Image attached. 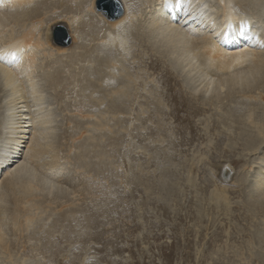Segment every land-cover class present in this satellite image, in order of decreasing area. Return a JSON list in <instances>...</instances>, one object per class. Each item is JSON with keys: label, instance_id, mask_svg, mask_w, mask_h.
<instances>
[{"label": "bare ground", "instance_id": "bare-ground-1", "mask_svg": "<svg viewBox=\"0 0 264 264\" xmlns=\"http://www.w3.org/2000/svg\"><path fill=\"white\" fill-rule=\"evenodd\" d=\"M96 1L0 0V264H43L54 233L84 241L73 226L92 229L94 240L98 217L112 211L114 128L154 124L147 134L165 141L164 104L176 138L186 125L192 139L189 117L210 114L201 124H212L216 147L226 142L211 160L214 181L201 187L187 176L196 199L189 220L202 240L215 223L233 232L212 235L194 264H264V0H118V17ZM60 22L70 46L50 42ZM246 28L249 42L236 41ZM155 72L165 91L152 98ZM236 219L250 223L248 233ZM59 253L48 264H64Z\"/></svg>", "mask_w": 264, "mask_h": 264}, {"label": "rangeland", "instance_id": "rangeland-1", "mask_svg": "<svg viewBox=\"0 0 264 264\" xmlns=\"http://www.w3.org/2000/svg\"><path fill=\"white\" fill-rule=\"evenodd\" d=\"M50 42L57 47H62L63 44L71 45L70 33L65 23L60 22L53 27ZM134 72L137 73L136 70ZM156 72L159 73V71ZM156 72L154 75L156 80L152 79L157 82ZM149 73V75H152V71H149ZM154 81L149 82V87H152V90H157H150L149 93L151 94L149 95L152 98L155 94H159V91L160 93L165 91L161 82L156 84ZM170 83L172 87L175 86L174 81ZM175 88L178 89L177 86ZM49 101L54 103L51 99ZM247 104H250V102H247ZM45 106L47 107V103ZM163 106L167 113L163 126L166 127L164 130L169 138H166L165 141L162 136L157 138L156 135L147 134V132L156 128L157 125L154 124L139 126L136 123H128L126 126L114 128L115 134L113 136L116 140L113 148L116 151L114 158L115 172L111 184L112 211L109 215L103 214L98 217L96 228H94L97 231L94 240L90 239L89 233L93 231L90 228L79 231V227L73 226L75 232L72 236L83 234L82 238L84 241L86 240L83 241L84 243L78 241L64 242L59 233H54L53 240L46 244V248L50 252L45 253L46 259L42 261L43 264H48L47 256H50L51 252L54 251H61L59 258L65 256L64 264H194L196 253L200 252L202 248L207 249V244L210 243L212 235L223 236V229L229 227L225 228L224 225L220 226L218 223H215L214 227L208 231L205 240H202L204 234H197L196 236L193 232L195 228L193 229L189 215L194 210L196 199L192 189L189 188L187 178H193L194 181L196 180V185L201 187H203L205 180L214 181L215 174L213 167H211V160L217 162L219 158H222L218 153L224 148L226 142L216 147L214 136L217 133H214L215 130L210 131L212 124H209L210 127L208 126V128V123L201 124L211 116L210 114L189 117L191 126L195 125V133L192 134V139L188 134L187 126L182 124H180L182 125V131H177V134L179 132L183 133L182 137L184 136L183 139H185H180L179 135L176 138L173 133H175L177 124L171 118V106L165 104ZM51 108H55V105L54 107L52 105ZM262 113L261 111L260 115ZM71 115L72 113H68L66 116ZM179 115L186 116L185 113L181 112ZM61 118L59 116L57 119L59 121L57 124L59 126L58 133L60 134L65 128H68ZM70 127L72 128L71 125ZM206 130L210 134H206ZM14 137L20 140L21 133L16 134ZM24 146L25 144L20 146L22 152H25ZM232 157L234 159L235 155H232ZM236 157L239 156L236 155ZM189 166H191V171ZM108 180L101 183L98 180L95 183L94 179H89V182H87L92 183L94 187H98L99 184L106 187ZM162 188H168L171 193L169 197H165V191ZM179 189L182 193L179 192V197H177L175 194ZM230 189L233 190V188ZM87 198L89 202L90 200L99 199L100 195H88ZM203 201L204 199L202 203ZM238 201L240 202L237 197L232 200V204L234 203L232 216L235 215L236 218L242 212L241 210L235 211L234 206L239 204ZM160 204L164 207H160ZM96 207L99 209L101 206L98 204ZM235 222H237V228L243 230L242 234L248 233L249 222L248 224L245 221H240V219H236ZM228 231L229 233L233 232L231 229L226 230L227 233ZM235 235L232 233L235 241L240 243L242 240L238 238L242 235ZM41 237H43V234L39 233L36 238ZM222 241L224 242V239ZM32 242H35V240H32ZM218 243L216 247L221 244ZM38 246L43 247L41 244H38ZM186 253L191 256L189 262L183 260Z\"/></svg>", "mask_w": 264, "mask_h": 264}, {"label": "water", "instance_id": "water-1", "mask_svg": "<svg viewBox=\"0 0 264 264\" xmlns=\"http://www.w3.org/2000/svg\"><path fill=\"white\" fill-rule=\"evenodd\" d=\"M108 3H110V6L114 7L112 8V12L114 11V13L116 12V16H121L122 15V10H121V6L118 2V0H97V8L98 10H100L102 13L106 14V12H108Z\"/></svg>", "mask_w": 264, "mask_h": 264}]
</instances>
